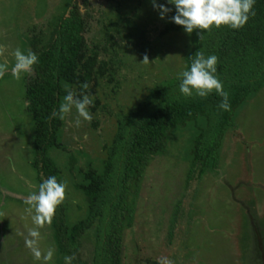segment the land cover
<instances>
[{"label":"rangeland","instance_id":"rangeland-1","mask_svg":"<svg viewBox=\"0 0 264 264\" xmlns=\"http://www.w3.org/2000/svg\"><path fill=\"white\" fill-rule=\"evenodd\" d=\"M70 1L0 0V45L6 48L0 59L10 68L13 50H31L29 36L41 31L47 38ZM73 3L89 13L86 42L111 64V75L91 87V119L81 118V126L74 127L73 108L62 123L61 148L50 153L61 168L70 154L79 168L89 163L100 168L118 116L154 85L184 71L193 39L187 32L162 34L166 17L161 18L152 0ZM145 57L149 62H143ZM30 77L17 79L10 71L0 76V264H64L52 220L35 224L34 206L26 203L39 186L33 166L34 124L25 100ZM255 97L236 112L216 164L192 170L193 128L172 135L166 150L151 161L132 194L133 225L123 233L122 264H264V89ZM63 175L67 222L75 223L85 215V203L72 177L66 171ZM30 230L39 233L32 247L25 244ZM95 232L91 229L82 239L90 261ZM49 251L52 256L45 259Z\"/></svg>","mask_w":264,"mask_h":264},{"label":"trees","instance_id":"trees-1","mask_svg":"<svg viewBox=\"0 0 264 264\" xmlns=\"http://www.w3.org/2000/svg\"><path fill=\"white\" fill-rule=\"evenodd\" d=\"M73 1L56 18L47 38L41 31L28 38L30 49L39 60L25 84L26 109L34 124L33 166L39 184L49 176L64 181L66 171L73 179V188L84 199L85 215L77 222H67L64 201L51 217L54 242L63 263L65 256H70L71 264H122L123 233L133 225L132 194L138 192L147 167L166 150L171 136L190 128L195 130L191 168L199 165L204 171L207 164H216L238 109L264 89V0H255L254 14L239 29L212 27L200 32L201 38L197 31L191 33L193 46L184 58V70L197 51L205 56L216 55L217 76L228 93V110L219 107L222 97L216 92L203 98L195 94L187 97L179 91L180 75L170 78L154 85L143 99L118 116L113 140L106 147L100 168L90 163L87 168H79L73 154L61 168L50 152L61 148L63 120L52 117V111L59 108L67 91L89 94L92 85L111 75V64L100 60V53L86 42L89 13L83 14ZM157 1L171 9L165 16L162 34L185 32L172 22L174 6L167 0ZM113 40L110 36L108 42ZM83 83L89 87L83 89ZM93 228L96 240L90 261L84 257L82 239ZM145 264L159 263L148 260Z\"/></svg>","mask_w":264,"mask_h":264},{"label":"clouds","instance_id":"clouds-1","mask_svg":"<svg viewBox=\"0 0 264 264\" xmlns=\"http://www.w3.org/2000/svg\"><path fill=\"white\" fill-rule=\"evenodd\" d=\"M167 3L175 8V15L171 17L173 23L182 26L184 31L189 34L197 31V34L200 35V32L207 31L212 27L228 26L231 29L243 27L249 16L254 14L252 9L255 0H167ZM152 4L154 8L159 10L162 19L171 11L164 3L158 4L157 0H152ZM5 54L6 48L0 45V58H3ZM11 55L14 58V63L10 68L6 61L0 59V76H4L6 72L10 71L11 75L18 79L22 74H30L33 67L39 62L38 56L31 50L25 52L16 48ZM143 62H149L147 57ZM217 62L218 57L216 55L205 56L201 51H197L188 69L180 73L179 91L187 97L195 94L202 98L214 91L222 97L219 107L228 110L230 107L228 93L223 90L222 82L217 76ZM81 87L87 89L89 86L87 83H83ZM93 103L94 98L90 94L81 92L80 95H76L69 90L63 97V102L59 108L53 110L51 116L64 120L74 108L77 118L74 120L73 126L79 128L81 118L85 121L91 119L89 107ZM65 195V182L58 181L56 176L43 179L38 190L26 197V203L34 206L33 222L39 225L50 220L57 206L65 199ZM38 236V231L30 230L29 238L25 239L26 246L32 247ZM32 251L36 257L40 256L38 249L32 248ZM51 256L52 252L49 251L45 259H49ZM64 259L65 264H71L72 257L65 256Z\"/></svg>","mask_w":264,"mask_h":264}]
</instances>
